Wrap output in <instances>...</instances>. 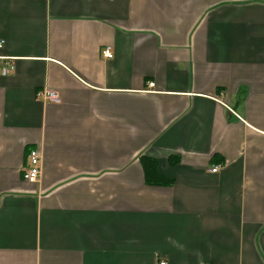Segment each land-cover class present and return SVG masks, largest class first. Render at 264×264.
<instances>
[{
	"label": "crops",
	"instance_id": "1",
	"mask_svg": "<svg viewBox=\"0 0 264 264\" xmlns=\"http://www.w3.org/2000/svg\"><path fill=\"white\" fill-rule=\"evenodd\" d=\"M0 40V264H264V0H0Z\"/></svg>",
	"mask_w": 264,
	"mask_h": 264
},
{
	"label": "built area",
	"instance_id": "2",
	"mask_svg": "<svg viewBox=\"0 0 264 264\" xmlns=\"http://www.w3.org/2000/svg\"><path fill=\"white\" fill-rule=\"evenodd\" d=\"M3 44L4 42L0 40V49L3 47ZM101 56L105 59H111L113 57V54L110 48H104L101 51ZM0 60L4 61L0 69V74L1 76H7L10 72L14 70L12 59L0 58ZM147 87L152 88L153 84L149 83ZM35 97L43 102H48L53 104H60L61 102L60 96L56 92L50 90L38 91L36 92ZM219 168H220L219 166H213L211 167L209 172L216 173L219 171ZM40 174H41V152L37 149H31L27 153L26 164L21 171V178L23 181L33 184L38 181ZM159 264H165V263L162 262Z\"/></svg>",
	"mask_w": 264,
	"mask_h": 264
},
{
	"label": "trees",
	"instance_id": "3",
	"mask_svg": "<svg viewBox=\"0 0 264 264\" xmlns=\"http://www.w3.org/2000/svg\"><path fill=\"white\" fill-rule=\"evenodd\" d=\"M141 163L145 176V183L147 185L156 186V185H169V181L165 179L158 173L157 163L155 160L141 157Z\"/></svg>",
	"mask_w": 264,
	"mask_h": 264
}]
</instances>
